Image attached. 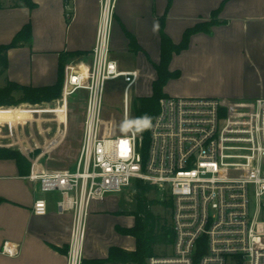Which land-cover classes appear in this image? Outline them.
I'll return each instance as SVG.
<instances>
[{
	"label": "built area",
	"instance_id": "built-area-1",
	"mask_svg": "<svg viewBox=\"0 0 264 264\" xmlns=\"http://www.w3.org/2000/svg\"><path fill=\"white\" fill-rule=\"evenodd\" d=\"M98 1L90 61L64 64L58 97L69 104L84 92L75 166L38 171L32 148L23 153L31 163L27 177L42 192L32 212L45 214L48 198L43 194L58 193L56 212L72 215L66 264H82L93 199L144 180L171 197L173 233L171 252L150 255L145 264H264V96L245 103L216 96H161L143 158L142 135L131 119V92L140 71L112 57L117 0ZM113 80L122 83L124 132L106 136L101 133L103 98ZM17 249L18 244L4 241L0 251L15 255Z\"/></svg>",
	"mask_w": 264,
	"mask_h": 264
},
{
	"label": "crops",
	"instance_id": "crops-1",
	"mask_svg": "<svg viewBox=\"0 0 264 264\" xmlns=\"http://www.w3.org/2000/svg\"><path fill=\"white\" fill-rule=\"evenodd\" d=\"M19 2L0 0V44L10 42L23 25L31 24L29 40L7 50L3 85L7 81L32 86L55 83L59 53L67 56L66 62L90 61L98 0H32L35 5L31 8ZM221 4L215 16L217 22L208 31L192 33L187 47L172 54L168 69L178 74L166 81L163 91L166 95L216 96L244 103L264 96V0H117L111 55L122 67L139 71L147 68L154 80V64L160 60L161 21L163 31L179 43L187 28L210 20ZM129 35L137 45L134 51L129 46ZM73 51L80 53L68 55ZM121 53L132 62L123 63ZM16 107H0V111L11 112ZM41 119L49 126L43 130L37 122L38 135L43 140L59 136L55 143L58 147L67 134L68 114L52 111L51 116ZM33 120L32 114L0 115V126L14 128L12 134L0 129V137H9L8 146L29 149L19 126L31 125ZM51 124L56 131L52 136ZM39 195L38 182L19 174L14 159L0 158V248L4 241L18 244L15 255L0 251V264H66L72 215L56 212V192L43 194L48 198L47 212L34 214L32 203ZM103 199L91 203L85 258H104L111 245L130 250L135 247L131 235L115 229L116 224L123 225V217L104 208Z\"/></svg>",
	"mask_w": 264,
	"mask_h": 264
},
{
	"label": "trees",
	"instance_id": "trees-1",
	"mask_svg": "<svg viewBox=\"0 0 264 264\" xmlns=\"http://www.w3.org/2000/svg\"><path fill=\"white\" fill-rule=\"evenodd\" d=\"M22 5L30 8L35 4L32 0H20ZM223 4V3H222ZM213 10L211 19L205 22L187 28L179 43H174L169 36L163 31V21H161V50L160 60L154 64L156 69V78L152 81V93L150 95H135L132 99L133 119L132 124L135 130L142 135V155L146 158L149 143V129L152 120L159 108V98L166 95L163 86L170 77H174L178 72H172L168 69L169 61L174 52H179L188 45L189 37L196 31H208L209 26L216 23L215 16L220 7ZM31 35V24L26 23L13 36L10 42L0 44V65L4 71L7 67V50L11 47L21 45L29 40ZM129 46L131 50H136L137 45L135 39L129 35ZM78 51L68 52V55L75 56ZM67 56L59 53L57 66V80L53 84L32 86L20 84L14 81H7L5 85L0 86V107L18 106L11 112L0 111V115H25L31 116L32 111L28 106L43 107L44 110L58 111L68 114L67 100L56 99L61 94V86L64 72V64ZM13 91H19L21 94L18 98H14ZM52 100V101H51ZM44 101V102H42ZM40 102V103H39ZM42 102V103H41ZM35 103V104H34ZM56 141L48 143L45 147L48 150L55 148ZM23 149L22 151H27ZM0 158L14 159L21 175H27L31 169V163L27 157L19 150L1 147ZM136 190L134 193L135 210L131 213L134 215V223L132 226H121L116 224L115 229L122 233L131 235L134 238V249H125L117 245H111L108 248L107 256L104 258H84L82 264H143L144 259L155 254L157 245H171L173 241V233L171 227V210L170 220L161 221L158 214H154L147 207L146 193L153 187V184L144 180H137L135 183ZM1 200V198H0ZM165 206L172 207V199L163 202Z\"/></svg>",
	"mask_w": 264,
	"mask_h": 264
},
{
	"label": "rangeland",
	"instance_id": "rangeland-1",
	"mask_svg": "<svg viewBox=\"0 0 264 264\" xmlns=\"http://www.w3.org/2000/svg\"><path fill=\"white\" fill-rule=\"evenodd\" d=\"M1 1L6 3L8 0ZM17 1L18 0H13V2ZM119 55L122 58L123 63L132 62L129 60L127 54L121 53ZM135 64L140 66L138 63ZM1 68L2 67L0 65V86L4 84V71ZM151 80L152 76L149 75L147 68L141 67L138 81L136 83L135 88L132 89L131 92V99H133L135 95H146L150 93V91L152 93ZM12 94L14 98H18L21 93L19 91H13ZM84 105V92L82 91L78 92L70 99L68 104L67 134L62 143L53 150H48L45 146L50 142L56 141L59 136H56L52 139H48V136L46 135L48 140H43L42 138H40L36 130L37 122H41L39 126L41 129H47V126L49 125H46L44 123L45 119L42 120L41 118L43 116H51L52 111L48 110L45 112L46 114H41L40 111H44V109H42L43 107H30L32 111V117H35V120L31 121V125L19 126V131L23 133V140H26L27 143L30 145V148H32L33 150L30 154V157L35 160V166L38 171L55 168H74V158L77 154L80 143L82 120L84 115ZM131 112V119H133V107L131 108ZM101 120V133L103 135L111 136L124 132L122 122V83L120 82V80H113L107 83L103 98ZM33 122H35V124H33ZM0 129L4 134H12L14 131V128L9 127L6 124L1 125ZM51 129H54V124H51ZM8 138V136L0 137L1 147L19 150L20 152L24 153V151L20 150L16 145H6L9 143ZM135 183L131 187L121 192H113L106 194L104 196L103 201L101 202L104 208H107L114 214L121 215L123 217L122 226H132L134 223V215L131 212L135 210ZM146 197L147 207L151 210V212H153L154 214H158L161 217V221L170 220L171 207L169 208L163 203L169 198V195L166 191H162L156 185H153V187L146 193ZM101 234V232L98 233L99 237H101ZM170 252L171 245L161 244L156 246L154 255H166ZM146 259L147 258L144 259L143 264H145Z\"/></svg>",
	"mask_w": 264,
	"mask_h": 264
}]
</instances>
